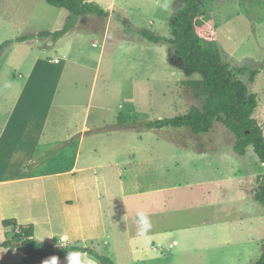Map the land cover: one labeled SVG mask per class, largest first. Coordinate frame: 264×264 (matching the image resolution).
Segmentation results:
<instances>
[{
	"label": "rangeland",
	"instance_id": "374dc122",
	"mask_svg": "<svg viewBox=\"0 0 264 264\" xmlns=\"http://www.w3.org/2000/svg\"><path fill=\"white\" fill-rule=\"evenodd\" d=\"M89 1L99 4L110 16H80L57 43L49 37L14 41L0 55V125L16 91L38 60L59 58L61 63L55 68L63 66L65 70L56 82V97L39 155L51 148L54 152L26 172L71 168L76 163L77 147L63 141L72 135L78 138L82 132L87 138L81 164L88 158L100 162L108 155H88L92 144L100 148L109 144L101 142L102 135L117 136L115 144L125 150L131 140L135 141L130 161L134 155L141 163L151 158V170L158 179L167 177L171 184L178 181L182 185L159 193L140 191L139 195L133 190L126 189L124 196L118 189L110 190L103 204L108 217L116 221V243L110 248L100 237L88 246L110 257L112 264H253L264 252V205L255 194L264 164L253 147L245 156L237 155L233 134L221 124L202 135L185 128H132L138 121L174 117L201 105L183 83L200 76L186 73L174 46L150 42L135 32L148 29L169 38L170 20L184 1ZM69 16L68 10L45 0H0V44L41 30H61ZM198 29L204 43L216 48L257 96L254 117L264 130V0H206ZM65 53L69 57H64ZM243 67L249 70L240 73ZM251 70L257 71L254 81L250 80ZM20 74L24 75L22 80ZM200 151L210 153H196ZM93 172L117 176V168L111 166ZM109 182L112 185L113 179ZM187 182L196 185H184ZM39 191L42 193L35 189H0V240L8 233L13 235V227H4L3 220L15 219L19 224L39 220L37 209L46 208L45 196ZM152 199L163 201V211L152 213ZM139 212L150 218L152 226L181 229L178 245L155 250L147 239L141 249H130L128 237L139 228Z\"/></svg>",
	"mask_w": 264,
	"mask_h": 264
},
{
	"label": "crops",
	"instance_id": "0c3cea01",
	"mask_svg": "<svg viewBox=\"0 0 264 264\" xmlns=\"http://www.w3.org/2000/svg\"><path fill=\"white\" fill-rule=\"evenodd\" d=\"M66 55L69 57L67 53L64 57H67ZM57 59L59 61H56ZM57 59L41 58L32 66L24 82L22 81L20 88L16 91L11 108L4 118L5 121H2L0 125V189L20 188L24 191H29V189L42 191L46 200V208L37 209L39 220L33 223L36 238L55 245L75 243L90 247L88 243L94 244V240L103 237L105 238L104 244L112 248L116 243L117 233L113 229L116 221L113 217H108L103 204L107 201L106 197L109 196L110 190L118 189L122 196L126 189L138 191L136 192L138 195L140 191L152 194L179 188L182 184L178 181L171 184L167 177L164 180L158 179L152 171L151 163L154 160L151 158L143 159L144 162L141 163L134 155V160L130 161V152L136 148V142L131 140L130 144H132L125 150L123 146L115 144L118 137L110 134L100 137L101 142L109 144L101 148L92 144L88 151L91 157L100 152L108 155L100 162L88 158L81 164L82 148L87 138L84 132L78 138L72 135L71 138L63 141L64 145L75 144L77 147L76 163L71 168L63 171L28 174L24 168L25 165L32 163L34 167L38 166L44 162L41 159L53 149H48L39 155L40 145L56 97V82L60 80L65 71L63 66L55 68V65L61 63V60ZM23 76L20 74V80ZM14 80L19 79L15 77ZM86 121L85 119L84 123ZM83 129L87 127L84 125ZM196 153L207 155L210 152ZM108 166L117 168V176H114V173L111 177L107 173L99 175L93 172ZM178 166L177 164L176 167ZM124 174L129 175L124 176ZM112 179L113 183L110 185L109 181ZM184 185L195 186L196 184L187 182ZM42 193L40 192L41 195ZM139 207H141L140 204ZM149 207L152 208V213L156 214L158 209L163 211L165 204L159 199H152ZM31 223L27 222V224ZM181 231V229L175 230L167 226L153 225L146 237H140L139 228H137L135 235L130 234L128 237L129 247L130 249H141L149 239L155 250L165 249L164 247L174 249L179 243ZM10 237L11 234L8 233L0 242ZM89 256L87 254L84 259L87 260ZM58 261L59 264H71V255L58 258ZM23 263L24 255L19 249L0 248V264Z\"/></svg>",
	"mask_w": 264,
	"mask_h": 264
},
{
	"label": "trees",
	"instance_id": "16d2710c",
	"mask_svg": "<svg viewBox=\"0 0 264 264\" xmlns=\"http://www.w3.org/2000/svg\"><path fill=\"white\" fill-rule=\"evenodd\" d=\"M48 4L68 10L70 17L61 30L54 32L41 30L26 34L15 40L0 44V55L14 41L24 42L35 38L51 37L57 42L67 34L80 16L96 14L99 17L109 16V12L99 4L89 0H45ZM182 7L176 10L170 20L169 38L158 35L148 29H135V32L153 43H169L174 46L175 54L181 67L188 75L198 74L199 79L186 80L195 98L201 105H193L185 113L170 118L138 121L133 125L137 131L161 130L164 128L188 129L195 135L208 134L215 124L223 125L233 134V149L239 156H245L248 148L253 147L255 154L264 164V130L254 117L258 99L252 94L245 81L234 72L230 63L224 61L219 51L204 43L203 33L198 29V18L206 0H183ZM206 33V32H204ZM249 69L243 67L240 73ZM250 80L254 81L256 70H251ZM127 128L128 125H122ZM203 146V145H201ZM54 149L41 160L51 155ZM33 164L25 166L29 170ZM256 198L264 205V175L258 177ZM4 227H13V235L0 242V248L19 249L24 255L23 264H42L52 256L64 258L74 251L86 252L95 257L100 264H112L108 256L100 254L93 247L76 244L58 245L36 238L35 225L19 224L15 219H6ZM253 264H264V252Z\"/></svg>",
	"mask_w": 264,
	"mask_h": 264
},
{
	"label": "clouds",
	"instance_id": "9594fccd",
	"mask_svg": "<svg viewBox=\"0 0 264 264\" xmlns=\"http://www.w3.org/2000/svg\"><path fill=\"white\" fill-rule=\"evenodd\" d=\"M137 221L139 224V236L146 237L152 226L150 218L144 212H139L137 213ZM86 256L87 253H81L79 250L74 251L71 254V264H94L91 258L85 260L84 257ZM42 264H59L58 257L52 256L44 260Z\"/></svg>",
	"mask_w": 264,
	"mask_h": 264
},
{
	"label": "built area",
	"instance_id": "2783aa9c",
	"mask_svg": "<svg viewBox=\"0 0 264 264\" xmlns=\"http://www.w3.org/2000/svg\"><path fill=\"white\" fill-rule=\"evenodd\" d=\"M56 61H59L58 59Z\"/></svg>",
	"mask_w": 264,
	"mask_h": 264
},
{
	"label": "water",
	"instance_id": "95a60500",
	"mask_svg": "<svg viewBox=\"0 0 264 264\" xmlns=\"http://www.w3.org/2000/svg\"><path fill=\"white\" fill-rule=\"evenodd\" d=\"M59 246H57V248H58Z\"/></svg>",
	"mask_w": 264,
	"mask_h": 264
}]
</instances>
